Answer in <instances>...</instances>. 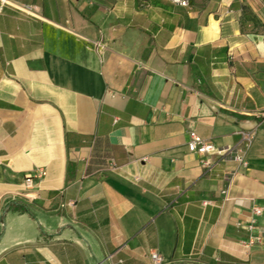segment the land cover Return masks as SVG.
Returning a JSON list of instances; mask_svg holds the SVG:
<instances>
[{
	"label": "crops",
	"instance_id": "0c3cea01",
	"mask_svg": "<svg viewBox=\"0 0 264 264\" xmlns=\"http://www.w3.org/2000/svg\"><path fill=\"white\" fill-rule=\"evenodd\" d=\"M13 1L0 264H264V0Z\"/></svg>",
	"mask_w": 264,
	"mask_h": 264
},
{
	"label": "built area",
	"instance_id": "2783aa9c",
	"mask_svg": "<svg viewBox=\"0 0 264 264\" xmlns=\"http://www.w3.org/2000/svg\"><path fill=\"white\" fill-rule=\"evenodd\" d=\"M172 2L182 5V6H188L190 3V0H171ZM0 3L2 6L4 5H10L17 7L21 11L33 15V16H39V7L34 6V5H16L13 0H0ZM97 46H101L102 48L104 47L101 42L97 43ZM262 116H264V113H262ZM256 138V132H246L243 133V140L245 142V145L248 147L250 144L253 143V141ZM189 150L193 153H197L200 156L205 157L203 159V165L206 168H211L213 165L211 157L214 155H218L220 158L225 159L228 158L229 156H232L236 161H238L240 164L243 166L248 165V159L246 157V154L244 152V149H241L239 147H227V148H220L216 146L212 142L206 141L203 137H201L196 131H192L190 133V141L188 143ZM32 184V178L28 177L27 178V185L31 186ZM255 216L257 217L258 215L262 214V209L260 207H256L254 209ZM256 217L252 219V225L254 226L257 222ZM259 238H254L250 240V243L253 244L254 242L259 241ZM152 258L154 260L155 264H163L165 262L164 257L158 253V252H153L152 253Z\"/></svg>",
	"mask_w": 264,
	"mask_h": 264
}]
</instances>
